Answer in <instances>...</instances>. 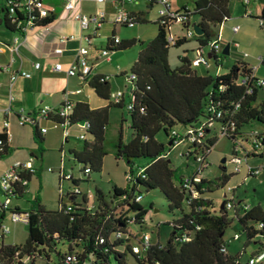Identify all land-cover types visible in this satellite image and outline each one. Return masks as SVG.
<instances>
[{
    "label": "trees",
    "instance_id": "obj_1",
    "mask_svg": "<svg viewBox=\"0 0 264 264\" xmlns=\"http://www.w3.org/2000/svg\"><path fill=\"white\" fill-rule=\"evenodd\" d=\"M230 3L231 0H195L190 16H200L198 24L204 29V33L194 37L199 45H206L218 36L215 28L230 16ZM182 9L188 10L186 6ZM137 15L139 22L148 21L144 12ZM55 18L56 15L52 14L37 22V27L49 25ZM4 19L6 27L15 31L6 17ZM158 23L157 34L139 51L131 68L137 75L134 107L128 111L132 137L125 142L120 133L115 144L116 159H122L128 164V172L133 175V180L127 182L125 187L115 185L109 198L100 188H96L91 198L97 203L93 211L84 206L89 199L85 194L81 199L76 195L69 199L73 203L72 211H65L67 199L61 196L59 207L55 210L47 209L37 196L35 207L30 210L25 243L0 244V255L21 249L23 255L33 256L31 264H65L66 255L70 253L77 256V264L85 261H90V264H113V260L116 264H247L242 260L247 245L257 244L253 251L264 247V225L260 227V223H264V211L258 204L250 205L248 209L234 207L235 216L247 239L242 252L232 254L222 251V246L227 243L224 235L232 223L230 209L224 204L223 207H216L214 200L206 194L220 186L225 187L231 176L222 172L214 179L204 178L197 184L200 197L189 201L181 186L182 177L176 179L165 144L156 137L161 130L169 134L178 125L182 128L197 125L206 117L209 105L230 113L234 110V103L239 102L240 106L234 112L238 129L253 121L264 123V97L259 96L264 88L247 94L242 86L236 84L239 74L248 71L244 63L233 64L226 72L208 70L205 75H200L191 67L186 56H180L181 65L172 67L169 62L167 26ZM185 41L179 39L176 46ZM136 42L137 39H122L114 44L110 37L106 46L111 51H116ZM89 84L99 98L109 100V81H102L100 74H95L90 77ZM112 105L114 104L109 103L94 108L83 100L75 104L71 115L73 122L88 120L91 123L88 132L90 139L83 140L80 149H69L74 159L83 164L82 171L87 167L90 168V173L92 170L102 169L103 159L108 153L105 130ZM35 129L37 130L36 127ZM5 137L4 133H0V138ZM217 140L218 138L211 139L209 143L214 145ZM7 151L8 146L0 155ZM140 157H147L150 162L141 168H134V160ZM142 168L144 171L140 173ZM90 173L86 175L87 178ZM27 177L30 179L31 176ZM80 180L82 179L77 178L74 183L79 184ZM203 185L206 189H202ZM140 186L146 191L159 188L168 200L169 209L180 212L172 221L173 228L168 240L165 243L153 242L141 257L132 250L133 239L126 236L113 238V233L118 230L125 234L128 230L141 231L131 228L142 226L149 211L141 203L142 200L135 201V196L142 194ZM22 193L24 191L20 188L18 196ZM185 206L189 210H185ZM199 206L202 209H198ZM6 212L7 210L0 209V219ZM183 234H190L191 239L180 240ZM100 237L105 238L103 243L100 242ZM129 254L133 256L134 262L129 261Z\"/></svg>",
    "mask_w": 264,
    "mask_h": 264
},
{
    "label": "built area",
    "instance_id": "obj_2",
    "mask_svg": "<svg viewBox=\"0 0 264 264\" xmlns=\"http://www.w3.org/2000/svg\"><path fill=\"white\" fill-rule=\"evenodd\" d=\"M77 1L83 0H63L64 10L73 13V18L79 23L82 30L89 31L82 36L84 39V44H81L77 49V54L74 62L65 69L61 62H56L54 64V69L57 71L65 70L69 76H77L81 80V87L67 92V97L59 104L52 105L49 103L42 104L36 111L29 112L24 107L19 108L17 111L13 108L14 95L10 90L9 94V105L4 109V133L5 138H0V152L4 150L8 143L12 139V134L8 130L10 126V120L8 116L16 115L18 124L21 126L29 125L36 127L41 134H45L50 130V126L55 129H60L62 132V137L64 141H68L71 136H75L78 140H87L89 137V129L91 128V123L88 120L74 123L72 120V112L74 110L76 100L73 96L78 95L83 92L84 85L89 82V78L95 75V70L97 63L92 61L90 58V48L93 44V37L99 34V30L102 27L104 21L106 20V12L103 9H98L93 13H85L81 8L78 7ZM95 2H105L106 0H93ZM141 1L149 7L158 6L157 9V21L161 24L167 26V42L169 46H175L179 39H188L195 37L197 34L193 29V24L190 22V10L179 9L177 11L172 9V0H121L120 4L116 6L115 17L113 20L114 25H125L134 26L139 22L137 13L130 12L124 8L123 4L127 2ZM251 0H243V3L249 5ZM2 11L6 17L7 22L14 27L17 33L25 34L26 32L37 27V22L51 16L56 13L54 7H50L46 4L45 0H4ZM259 26L264 28V10L261 14L257 16ZM173 24H179L181 26V33H174L172 31ZM46 26V25H45ZM233 31L237 32L239 26H233ZM74 37L73 35L71 36ZM69 37L62 36L60 41L66 42ZM111 38L114 44L118 43L121 39L116 34H112ZM239 46V43H235ZM64 48L59 46L55 48L56 54H62ZM112 51L109 47L105 46L100 48V53L96 59L107 58L109 59L110 53ZM193 57L189 59L191 67H196L200 65H205L207 68L211 65V59L216 62V73L218 72L219 65L221 64L224 54V45L221 42V34L219 32L218 36L213 40L209 41L206 45H198L193 49ZM210 54V55H209ZM244 57L248 56L247 52L243 53ZM264 62V56L258 58V64L256 66L248 67V71L241 72L236 79V84L242 86L247 94H252L255 90L264 88V75L260 76L257 74L259 66H262ZM36 69L41 67L40 62L34 64ZM7 69V66H4ZM19 76L30 77L31 73L26 70L15 71L10 76V89L14 81ZM102 81H109L113 75L112 74H100ZM125 79L124 88L111 91L109 101L114 105L126 106L128 111H131L135 103L134 90L136 88L135 82L137 75L133 71H125L122 73ZM128 100L126 101V98ZM240 103H234L233 112H226L222 108L214 105H209L206 110V117H204L197 125L192 127H186L179 130L177 127H173L168 136L169 140L172 141V145L179 144L181 142H189L190 146L187 152L183 155L187 159L192 158L194 160L193 171L186 176H182L181 186L185 191L186 195L191 201L194 198L200 197L201 193L197 188V184L200 183L204 178H209L206 175V170L209 167V154L213 149V145L209 143V140L214 138H219L225 136L233 141L234 147L233 152L228 160L229 163L234 165L233 171L229 173V176L239 173L243 167L247 171V177L258 175L262 167L252 166L248 162V157L264 146V131H253L251 136L246 137L243 135L241 129H238L236 124V119L234 118V112L239 108ZM77 129V133H73V129ZM251 142L253 145V151H246L244 156L239 154V150L242 145V141ZM63 152L61 155V163L59 166V180H60V196L67 199L65 205V211L73 210V203L69 199L76 195L80 199L85 194L89 199L84 206L93 211L96 208V202L93 198V194L89 190L82 191L78 184L74 183L77 177L73 173L67 172L64 167ZM227 160V159H226ZM49 171H53V168L49 167ZM144 171L141 169L140 173ZM36 172L33 166V157L27 160H14L10 165H8L0 174V189L3 191L4 199L0 196V209H5L9 212V219L14 224H24L28 225L30 222L31 211L21 210L12 206L13 200L18 197L19 189L22 188L25 192L28 188L30 179L28 175H32ZM83 175H88L90 173V168L87 167L83 170ZM144 176V175H143ZM80 178V177H79ZM127 182L133 180V175L129 172L126 174ZM69 181L73 183L72 187L64 189L62 181ZM225 191L223 193V204L228 209L244 208L248 209L249 204L242 202L241 199L235 193L237 188L234 184L227 183L225 185ZM202 189H206L205 185ZM143 198L142 194H137L135 196V201H141ZM126 208L128 205L125 206ZM234 208V209H235ZM198 209H202L201 206ZM264 223H260V227ZM199 228V226H198ZM124 233L118 230L113 233V238L118 239L124 236L133 239L132 250L139 257L144 256L146 252L150 249L153 241L152 236L148 231H130ZM11 232V227L9 223L3 221L0 223V238H4L7 234ZM132 234V235H131ZM134 234V235H133ZM240 234L235 233L232 239H239ZM191 235L183 234L180 240H189ZM100 242L105 241L104 237H100ZM0 244H4L3 241ZM223 252H229L228 243L222 246ZM243 247L241 249V252ZM33 256L23 255L21 249L15 250L11 254L0 255V264H31ZM77 256L75 254H68L65 258V264H77ZM247 264H261L264 261V247L253 251L250 253L247 259L244 260ZM40 263H43L39 259ZM83 264H90V261H85Z\"/></svg>",
    "mask_w": 264,
    "mask_h": 264
},
{
    "label": "rangeland",
    "instance_id": "obj_3",
    "mask_svg": "<svg viewBox=\"0 0 264 264\" xmlns=\"http://www.w3.org/2000/svg\"><path fill=\"white\" fill-rule=\"evenodd\" d=\"M262 0H252V5L262 4ZM173 6L172 9L177 11L184 7L183 3H187L191 9L194 7V0H172ZM182 3V4H181ZM107 5V7H106ZM125 9H142L144 11L147 22H138L134 26H125V25H116V33L118 36L124 40L137 39V42L125 49H119L115 52L117 53L113 59L114 65H120L125 71L130 72L131 68L137 59L139 51L145 46L147 42L155 37L158 32L159 23L157 22V9L158 6L149 7L141 1L127 2L124 4ZM240 3L238 2L237 8L240 9ZM102 8L104 10L112 11L113 8L109 4H103ZM108 13V12H107ZM109 17L113 16V12H109ZM193 21V20H192ZM193 23V22H192ZM239 24V23H238ZM250 26L256 27V31L261 28L258 24L256 25L253 22L248 23ZM112 23H104L101 29V37L104 39L108 34L111 35ZM0 30H5L4 26H0ZM172 31L174 33H181V26L179 24H173ZM197 45V41L194 37L190 38L189 41L181 44L170 46L169 48V59L172 67H177L180 65L181 59L180 56L186 54L189 51L185 48H193ZM259 49H264V43L258 46ZM250 56L254 54L248 49ZM255 57L260 55L259 53L254 54ZM193 57V55L191 56ZM254 57V59H255ZM224 58V57H223ZM223 61V60H222ZM211 65L207 69L205 65H202L198 68L203 73L214 72L216 68V62L211 59ZM231 60L227 59L224 66L222 65V72L229 70ZM256 62V60H254ZM260 71H264V65L260 67ZM124 78V77H123ZM123 88L125 85V79H123ZM264 95V92L262 93ZM264 97V96H263ZM128 97L126 98V101ZM92 102L97 103H107L108 100L99 98L94 92H92ZM260 102L258 99L257 103ZM50 126V133L53 137L51 142L44 143L45 150H42L43 156L41 158V152L38 151L39 157L36 160V167H38V177L33 180L30 192L24 195L25 203L28 206L35 204V194L41 198L43 205L49 210H55L59 207L60 201V181H59V166L61 163L62 155V145H63V159L64 167L67 172H71L75 177L81 178L79 181L78 187L82 191L89 190L91 194L95 193L96 188H100L106 195L107 198L110 197L112 189L115 185L120 187H125L127 184L126 174L129 171L128 164L122 159H116L115 156V144L118 141L119 135L121 133L123 140L125 142L129 141L132 137L133 130L131 128V117L126 109V106L112 105L109 109V122L105 130L106 137V149L108 150L107 155L103 159V166L100 171L92 170L89 178L83 175V164L79 163L74 159L73 155L70 153L69 149L71 147H80L83 144V140H78L75 136H71L68 142L63 143L62 132L60 129H55L48 123ZM177 128L182 130L183 128L178 125ZM241 131L244 136H251L253 131H264V123L253 121L245 124ZM72 132L77 133L78 130L73 129ZM89 137V136H88ZM157 139L160 142L165 144V149L168 152V158L171 160V166L175 170L176 179L181 178L182 176L189 175L194 169V160L192 158L187 159L185 155L188 147L190 146L189 142H181L176 145H169V136L165 133L164 130H161L157 134ZM37 138L40 142L42 139L37 135ZM90 139V137H89ZM63 143V144H62ZM243 147L240 148L239 154L241 156L245 155L246 151H253V145L251 142L242 141ZM233 141L225 136L218 138L216 144L213 146L211 153L209 154V167L206 170V175L210 179H214L225 172L227 174L233 171L234 165L229 163L228 160L233 152ZM256 154H252L248 157V162L252 166L262 167L261 172L258 175L247 177V171L245 167L237 173L233 174L229 180V184H234L237 186L235 193L242 202H246L251 206L260 204L264 211V146L259 148ZM226 158L227 160L223 163L222 159ZM150 162V159L147 157H140L134 160V168H141L142 166L147 165ZM53 168V171H49L48 168ZM39 181L41 182L39 184ZM64 189L73 186V183L69 181H62ZM40 185V186H39ZM41 187V188H40ZM143 195L141 203L148 208V213L145 216V223L142 226H132L133 229H139L141 231H148L152 236L153 242L165 243L172 231V221L176 219L180 212L178 210H170L169 203L163 192L159 188L146 189L142 186L139 187ZM225 188L220 186L216 190L207 193L206 196L213 199L216 207L221 206L223 198V193ZM0 196L4 199L3 191L0 189ZM185 210H189L188 206H185ZM236 209L229 210V217L232 219L230 227L226 230L224 235L225 241L228 243V250L232 254H236L241 251L244 243L246 242L247 236L246 233L242 230V226L239 223L238 219L235 216ZM11 227V225H10ZM11 232L7 234L4 238H0L1 241L11 242L15 244L25 243L28 237V225L24 224H15L12 226ZM235 233L240 234L239 239H232ZM257 244H249L243 252L242 260L247 259L249 254L254 250ZM128 259L131 262H134V258L131 254L128 255ZM113 264H116L113 260ZM264 264V261L261 263Z\"/></svg>",
    "mask_w": 264,
    "mask_h": 264
},
{
    "label": "crops",
    "instance_id": "obj_4",
    "mask_svg": "<svg viewBox=\"0 0 264 264\" xmlns=\"http://www.w3.org/2000/svg\"><path fill=\"white\" fill-rule=\"evenodd\" d=\"M262 1L263 2L260 5H252L251 0L250 4L246 5L243 3V0H231L230 16L225 21H223L221 25L215 28L217 33L220 32L221 34V42L224 45V49L228 46V53L225 54L223 61L219 65L218 72H222V65L224 66L227 59L231 60L229 68L233 64L239 63H244L247 65V67H252L258 64V58L260 56H264V49L258 48V46L264 43V28L261 27L259 31H256V27H252L248 24L249 22H253L256 25H259L257 16L264 10V0ZM3 2L4 0H0V26H4L5 29L0 30V133L4 131V109L9 105L10 102V90L15 97L12 103L14 110L17 111L19 108L24 107L27 111L34 112L44 103H49L52 105L59 104L67 97V92L81 87V80L77 76H69L65 70H55L54 64L56 62H61L63 67L67 69L74 62L78 47L85 43L82 36L89 32L81 29L79 23L73 18L72 12H67L64 10L63 0H45L48 6L54 7L56 9L55 20L49 25L36 27L25 34L20 35L16 31L6 27L4 19L5 15L2 11ZM120 2L121 0H106L105 2L83 0L77 1V5L82 9L83 12L90 14L97 11L98 9H103V4H109L113 10H107V12H113V16L109 17L108 19L106 18L104 23H112L113 26L111 29V35L115 33L118 36L116 33V25H114L113 20L115 17L117 7L116 5L118 3L120 4ZM238 2L241 5L240 9L237 8ZM124 4L123 6H125ZM183 4L187 8L191 9L187 3ZM127 10L134 13L144 12L142 9ZM107 12L106 14L109 15ZM199 20L200 16L197 14L192 15L190 18L191 24L198 23ZM236 25L239 26V30L234 32L232 28ZM101 29L102 27L99 30V34L92 39L93 44L90 48V58L92 61L97 63L95 70L96 74L113 75V77L109 80V83L111 91H115L123 88L122 84L124 82V78L122 73L125 72V70L119 64L116 66L114 65L113 59L117 54L115 51L110 53L109 59L99 58L96 61L100 53V48L105 47L108 39L111 37V35L108 34L103 39L101 37ZM72 35L74 36L73 38L71 37ZM62 36H67L69 38L66 42L62 43L60 41ZM120 39L122 40V38ZM189 39L190 38L186 39L185 42L189 41ZM236 42L239 43V46L235 45ZM198 45L199 44L197 42L195 47L191 49L185 48V50L189 51L190 53L187 52L181 56H186L188 59L192 58L191 56L194 55L193 49ZM59 46L64 48L62 54L55 53V48ZM248 49H250L251 52H254V54L259 53L260 55L255 57L253 54L250 56ZM244 52L248 53L247 57L243 56ZM254 60H256V62H254ZM36 62L41 63V67L39 69L34 67ZM4 66H7V69H4ZM201 66L202 65L193 67V69L198 74L205 75V73H203L204 70L201 72L198 70V68ZM260 67L261 66H259L257 70V74L263 76L264 71L261 72ZM216 69L217 68H215L214 72ZM19 70H26L31 73V76H19L14 81L12 88L10 89V76L13 72ZM83 87L84 89L82 93L73 96L76 101H87L94 108L106 106L110 103L109 100L107 103L92 102V92L94 91L90 87L89 82H87ZM263 92L264 89L259 92L260 97L264 96L262 94ZM8 118L10 120V126L8 130L12 134V139L8 143L7 153L0 155V174L14 160H27L28 158L33 157V166L36 169V172L30 175L31 177L27 190L15 198L12 203V206L18 209L31 210L35 207L36 203L32 204L31 206L26 205L24 195L30 192L31 184L35 178L40 180L37 175L39 170L38 167H36V160L39 157L38 151L41 152L42 150H45L44 143L51 142L53 134L50 133V130L45 134H41L38 129H35V127L29 125H19L16 115H10ZM37 135L40 137V139H42V142L39 141ZM64 142L66 141L63 139V143ZM71 148L80 149L81 146H74ZM61 149L64 150L63 145ZM42 156L43 152H41V158ZM40 183L41 182L39 181V184ZM37 196L38 194H35V201ZM41 204L43 203L41 202ZM3 221L9 223L12 229L15 228L12 227L15 224L10 221L8 211L5 213L4 217L0 219V223ZM3 242L4 244H15L11 242Z\"/></svg>",
    "mask_w": 264,
    "mask_h": 264
},
{
    "label": "water",
    "instance_id": "obj_5",
    "mask_svg": "<svg viewBox=\"0 0 264 264\" xmlns=\"http://www.w3.org/2000/svg\"><path fill=\"white\" fill-rule=\"evenodd\" d=\"M193 29H194V31H195V33L197 34V35H202L203 33H204V29L198 24V23H194L193 24ZM228 46L227 47H225V49H224V54H227L228 53ZM210 55V54H209ZM168 144L169 145H172V141L171 140H169V142H168ZM226 161V158H223L222 159V162L224 163ZM221 207H223V203L221 204Z\"/></svg>",
    "mask_w": 264,
    "mask_h": 264
}]
</instances>
